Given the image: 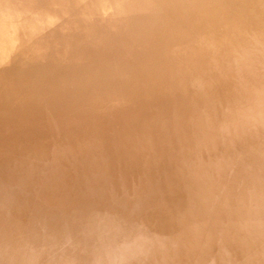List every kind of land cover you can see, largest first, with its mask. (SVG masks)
Instances as JSON below:
<instances>
[{
  "label": "rangeland",
  "instance_id": "obj_1",
  "mask_svg": "<svg viewBox=\"0 0 264 264\" xmlns=\"http://www.w3.org/2000/svg\"><path fill=\"white\" fill-rule=\"evenodd\" d=\"M197 1L144 0L148 9H154L138 20H140L139 23L147 27L145 31L149 32L150 27H152L155 28V33L153 34L151 29L150 36L144 38L143 42L141 38L138 39V31L132 27L131 21L133 22L135 18L131 19V16L129 17L122 6V10L116 13L114 17L105 16L104 31L95 38L104 42V44L100 43L101 45L109 49V47L119 44L121 39H125L131 42L136 49V43L150 48L153 46L157 56L153 58L152 62L136 63L137 65L128 64L127 66L119 65L112 62L115 59H109L108 54H103L107 52L106 47H103L104 52L99 50L94 56L95 64L98 62L97 66L100 67L83 75L81 73L83 69L68 61L66 47H62L69 41L70 35H68V40L64 39L62 35H58V37H55L57 43L52 44L49 42L44 46L35 45L32 40L26 50H19L18 53L13 52L14 54H8L2 59L9 58L0 60V264H14L13 262L16 261V263L22 264L21 260L24 262L26 259L27 261L23 264L26 262H28L27 264L31 262L32 264L34 262L35 264H65L68 260L72 264H189L186 262L187 254L182 252L184 249L179 244H173L172 238H177L178 233L184 234L193 228L195 223L187 222V224L184 222L186 220H179L181 224H175L179 221L172 220V217L167 216L165 213H163V218L159 220L155 216L159 213L156 210L148 212L152 215L150 218L155 219L157 222L153 223L151 221L148 223L149 220H139L137 214L131 212L127 204H123L122 207L118 204L113 209V206L109 203V198L115 196L116 192L118 196L120 191L115 192L114 187H112V189L114 188L113 191L108 187L105 189L102 184H100L101 187L97 185L101 189L100 193V189L96 186H93L95 190L92 193L90 192V196L99 193L98 197L101 199L95 198H98L97 200L100 203L94 198L91 199L92 197L85 202L83 197L80 201L75 198L72 199V197L69 199L64 187L60 185L65 179L63 173L60 172L65 169L63 166H66V163L60 165L62 162L57 161V157L65 156V150L68 149H73L72 154L69 155L71 158L75 156L74 159H77L79 155H73V153L85 152L90 154L89 145H86V142L73 141L63 135L69 134V130L72 129L87 130V128L95 125L94 123H102L101 119L106 117L116 115L118 121L122 124L121 126H125V128H139L142 131L146 129L147 132H164L166 128L161 126L163 124L161 121H165L161 117L162 114L158 112L164 110L166 112L168 107L165 102L161 101L162 103H158L159 106L156 109L153 104L152 109L143 111V106L139 104L142 101L141 97L137 96L146 91L144 88L147 89V86L139 82L137 76L140 79L145 76L143 73L147 71L150 76H157L162 73L165 77L167 76L166 79L168 80L170 76L176 74L175 72L178 69V64L176 65L173 61L179 62V58L187 57V55L188 58L204 60L205 64L200 68L184 66L181 72L183 73L181 80L185 79L183 83L186 86L183 85L180 88L185 91V96L190 99L191 105L188 102L185 103L186 101L182 99H179V105L183 103V107L188 106L192 114H199L200 116L206 113L210 115L207 117L214 126L213 130L215 132L213 135L215 136L211 137L212 135L209 133V137H197L194 142L184 147V153L181 155L182 160H185V156H187L198 161L205 159L210 162L208 161L209 165L205 167L200 166L195 160L194 163L186 160L184 169L187 172L183 174L182 178L179 177L180 183L173 187L175 201L183 206H187L190 202L194 204V207H196L195 218L200 223L196 225L195 230L199 232L201 236L199 238L203 240L205 236L202 233L205 232V229L207 230L212 221L223 217L226 219L225 213L227 212L224 211L226 207L227 210H230L232 207L242 206L251 211L256 219L259 218L258 221L264 224V0L217 1L216 4L220 8L224 6L235 8L241 21L245 24V28L238 29L231 35L232 48L229 49V46L223 45V47H220L219 52L208 51L205 48L208 44H202L201 46L198 43L200 46H197L193 42L190 44L188 41L177 40L180 29L186 28L191 33L198 25ZM204 1L205 5H210L212 2L211 0ZM50 3L52 4L47 3V6H44V4L41 6L42 8L49 7V5L54 6L50 13H55L53 18L56 19L61 15L65 16L64 14L71 15V12H69L71 5L78 8L80 5L77 1L63 3L62 1L53 0ZM92 5L93 2L91 4L87 3L86 6L91 7L90 10H93ZM56 7L57 9H55ZM123 15L128 16L130 20L127 21L122 17ZM97 16H94V18ZM50 21L49 23H52L53 19L51 18ZM97 23L101 26V22L98 21ZM60 28V24L52 23V30L58 31L57 29ZM135 36L137 39L134 41ZM197 40L199 42V39ZM211 47L216 46L212 45ZM191 51L196 53L194 57L191 56L192 53L184 56ZM165 62L167 63L164 64ZM173 66L175 67L173 68ZM63 67H69V69L66 70ZM166 68L169 71L172 70L171 72L174 71V73L166 71ZM129 69H137L138 75H135V72L132 73L135 76L131 75ZM190 75L195 76V78L191 79ZM153 78L149 77L150 80H153ZM112 81L115 84L111 83ZM168 81L173 82L172 79ZM99 87L102 88L103 94L100 93L101 95H97V88ZM91 93H93L92 97ZM74 99H79V104L70 102ZM157 110L158 112H156ZM143 116L148 117L141 118ZM138 119H142L141 121L144 124H139ZM63 124L64 127H61ZM62 128L63 130L60 131ZM97 130L102 132L105 129L100 126ZM113 130L114 128L111 131ZM129 132L134 133V131ZM136 133L138 132L136 131ZM139 133L142 134L141 131ZM94 134V131H89L85 140L87 139V142L91 141V135ZM96 135L100 136V134ZM174 136L172 134L166 135L167 140L173 139ZM141 137L146 141L145 147L153 146L157 149L160 146V149H162L171 145L168 142L163 145H160L158 141L152 142L147 138V134ZM100 140H103L102 147L104 148L100 149L97 166L101 169L104 168L105 173L109 170L115 173L122 168L121 172L123 168L128 170L129 167L132 168V172H137L141 169V166H144L141 165L144 163L140 161L124 166V161L118 159V153L125 151V146H118V142L113 138L108 139V136L106 138L100 136ZM114 144L117 145L114 147L112 146ZM199 145L202 149L198 147ZM96 147V144H94L92 148L95 149ZM135 150L137 148L133 151L134 156L142 154L143 149H138L136 152ZM82 159L84 158L82 157ZM156 161L158 163H150V165L153 166V175L157 174L154 178L158 177L155 182L159 181V184L155 183L159 187H155L158 188V191H161L160 185L164 186V181L160 179L162 173L154 170V167L158 166V170L164 172L162 178L167 182L166 172L169 166L176 165L177 159L174 156L173 159L160 158ZM91 165L94 166V163ZM82 171H84L83 176L93 174L90 166ZM177 174L178 170L175 174V180L173 179L174 182L178 179ZM22 178L30 179V182H24ZM109 179L108 177L107 180L109 181ZM49 182H52V188ZM25 183L27 186H31L30 190L35 189L37 193L40 191V186L43 188L44 192L41 193H44V196L48 199L46 201L48 206L45 207L47 211L41 209L46 212L44 213L48 219L46 223L40 217L41 210L31 202L29 203L25 199V195L22 194L21 189H23ZM13 186L17 189V192L12 188ZM78 187L80 186L78 185ZM68 188L71 189L72 186ZM61 189L64 194L66 193L65 200L71 201V205H64L62 200L64 198L61 197L64 194ZM94 192L96 193L93 194ZM102 192L109 193L103 196L106 201L102 197ZM113 192L115 193L113 194ZM145 192L148 193V190ZM74 193L72 194L74 195ZM73 200L75 203H79L78 206L72 204L74 203ZM232 200L238 206L231 204ZM49 202L52 207L49 206ZM55 205L59 208H54ZM80 206L88 209L87 212L81 209ZM49 209L55 211V213H52ZM229 210L228 223L235 216L232 209L231 213ZM204 213H207L208 216ZM108 215L111 216L113 222L115 220L116 222L111 224ZM64 218L67 221L61 224L60 222ZM47 222L50 224H47ZM66 226L71 231L76 229L77 233L74 234V237H71L72 243L62 244L59 231ZM123 227H126L125 229L127 227L128 229L137 228V234L132 239L129 236L131 239L129 241L122 234L124 232ZM44 231L48 232L44 234ZM106 232L104 243L109 250L102 253L104 257L102 260L101 256H97L96 253L91 255L88 252L89 250L85 248L74 249L73 252L68 250V248L74 247L73 244L78 245L77 241L85 237L86 233L90 236L95 234V237H97V234H105ZM244 233L241 232L238 235L235 233L236 237H232L234 236L233 232L226 231L221 234V237L212 232L210 237L213 241L220 240L218 237L221 239L228 238L233 241V247L241 238L240 236H242V241L247 242L246 245L249 248L247 249L245 245V250H242L243 254L240 249L235 250L239 256L247 254L244 260L235 261L231 258L233 254H230L227 258L229 264H253L255 261H258L257 264H264V236L261 237L262 239L259 236L252 238L251 232L244 231ZM248 234L251 235L249 238L247 237ZM40 236L43 239L40 240ZM238 236L239 238H237ZM87 239L88 236L84 240L82 239L81 242L83 243L81 244H87L91 239L92 242H96V239L93 240L94 238L90 237L88 241ZM251 241H258L259 243L253 244ZM98 242L100 245V240ZM122 242L124 245H127L128 242L131 249L118 248L123 244ZM222 243L221 245L226 246L223 241ZM218 244L214 243V246H218ZM104 247L103 245L101 250ZM220 248L222 249V247L216 249L220 250ZM207 250L204 257L203 255L197 257L198 263L203 262L202 259H204L207 264L210 260H214L211 264H225L224 261L212 259L210 256L214 252H210L213 250ZM246 250L250 251L247 252ZM111 253H113L112 257L109 255ZM74 255L80 257V260L73 262L74 259L70 257ZM81 255H84V259L81 258ZM108 255L110 259L112 258L109 261L107 259ZM238 255L235 256L239 257ZM7 256L8 258H6ZM85 256H89V259ZM8 260L12 263H9Z\"/></svg>",
  "mask_w": 264,
  "mask_h": 264
},
{
  "label": "bare ground",
  "instance_id": "obj_2",
  "mask_svg": "<svg viewBox=\"0 0 264 264\" xmlns=\"http://www.w3.org/2000/svg\"><path fill=\"white\" fill-rule=\"evenodd\" d=\"M52 1L53 0H0V60H5V59L9 58V57H7L5 59H2L5 56H7L8 54L9 55L11 53L14 54L13 52L18 53L19 50H23V51L26 50L27 48H29L28 44L32 40H33V43L35 45L39 44V45L44 46V44L49 43V42L52 44L57 43L58 41L55 40L56 39L55 37L56 36L58 37V35L59 36L62 35L64 37V39H67L68 35H70L69 41H67V43L65 45H63L62 47H66V51H67L66 55L69 57L68 61L77 64L78 68L83 69L81 71V73H83V75H86V73L88 71H92L94 69L96 70L100 67V66L99 67L97 66L98 62H96V64H95V62H94L95 57L94 56L96 55V53L99 50L103 51V49H104L103 47H106V46L101 45V44H104V42L102 40L98 41L95 38L97 37V35L103 33V31H104L105 27H103V25L105 23V16H107V17L113 16L114 17L116 13H118L122 10L121 9L122 7H123V10H125L126 13H128L129 17L131 16V19L135 18V20H133V22L131 21V23H132L133 29L138 31V33H137V34H139L138 39L141 38V41L143 42V40H145L144 38H147V36H150V33H151L150 30L151 29L153 30V34L155 33V30H154L155 28L150 27L149 32H147V31H145L147 29V27L145 25L139 23L140 20H138V19H140L142 16L148 14L150 12V10L152 11L154 9V8L148 9L147 5L144 3V0H90V1H87V0H54V1H62L63 3L71 2V1H77L78 4H80L79 8L75 5H71L69 8V12H71V15L64 14L65 16L61 15V17H58V19L53 18V17H55V13L54 14L50 13L51 12L50 10H52V8L54 9V6L49 5V7H43L42 8L43 4H44V6H47V3L52 4V3H50ZM211 1L212 2L210 5H205L204 0H198L196 2V10H198V14H199L198 25L196 26V28H194L193 31H191V33H189V31L186 28L180 29V31L178 32V35H177V40L182 41V42L188 41V43H190V44H191V42H193V43H195L194 45H197V46H200V45L202 46V44H208V45H206L205 48H207L208 51H212V52H214V51L219 52L220 47H223V45H227V46H229V49H231L232 48V44H231V40H230L231 35L233 34L234 31H236L238 29L245 28L244 27L245 24L241 21V19H240L235 8H233L232 6H224V7L220 8L216 4L220 0H216V1L211 0ZM92 2H93V5H92L93 10L92 9L90 10L91 7H88L86 5H87V3L91 4ZM206 2H207V4H209L208 1H206ZM74 7H76L77 9H75ZM155 7H156V5H155ZM49 8H51V9H49ZM55 9H57V7ZM105 11H106V13H105ZM38 12H40V13L38 14ZM96 15H98V16L96 18H94V16H96ZM64 17H66V18H64ZM122 17H124L127 21L130 20L128 18V16L123 15ZM51 18L53 19L52 23L57 24V25L60 24L61 28L57 29L58 31H54L51 29L52 23H49ZM98 21L101 22L100 23L101 26H99V24L97 23ZM67 29H69V30H67ZM205 38L207 39V41ZM136 39H137V37L135 36L134 41ZM197 39H199V42ZM196 40H197V44H196ZM136 44H137V49L132 45L131 42H129L125 39L124 40L121 39V42L119 44H117L116 46H114V47L111 46L112 48L109 47V49L106 47L107 52L103 51L104 52L103 54L104 55L108 54L109 59H111V60L115 59L112 62H115L116 64H119V65L123 64L124 66H127L128 64L137 65V64L147 63L149 61L152 62L153 58L155 56H157L156 55L157 53L155 52L156 50L154 49L153 46H151V48H150L149 46H144V45L140 46L138 43H136ZM212 45H215L216 47H211ZM100 46H102V47H100ZM139 48H141L142 50ZM149 48H150V50H149ZM135 49H136V51H135ZM188 53H192L191 56H193V57H194V54H196L195 52L191 51V52H187L184 56H186ZM150 54H153V55H150ZM159 55H160V53H159ZM11 57H13V56H11ZM173 62H175L176 65L178 64V69L175 72L176 74H173L172 76L169 77L170 79H172L173 82L168 81L170 79L167 80L166 79L167 76L165 77L162 73H160L161 75L158 74L157 76H150L148 74V72L146 71L145 73H143L146 77L142 76L139 79L137 76V80L147 86V89L144 88L146 91L142 92L140 95L137 96V97H139V96L141 97L140 99L142 101L139 104H141V106H143L142 107L143 111L147 110V109H149V110L152 109L153 104L155 106L154 108L156 109L157 106H159L158 103H162L161 101L166 103V106L168 107L166 112H165V110L163 112H158V110L156 111V112L162 114L161 117L163 118V120L165 122L161 121V123H163L161 126L165 127L166 130H164V132H161V131L160 132H157V131L156 132H147L146 129L142 131V130H139V128H135V129L125 128V126H121L122 124L120 123V121H118L116 115L101 119L103 121L102 123H94L95 125H92V127L87 128L88 131L87 130L82 131L83 129L69 130V132H68L69 134H66L63 136L64 137L67 136L68 138H71L73 141L86 142V145H89L90 154L85 153V152L73 153V155L78 154L80 157V158L78 157L77 159H74L75 156L73 158H71L69 155V154H72L73 149H68V150H65L66 154L68 153L67 156L65 154V156L57 157L58 158L57 161L62 162L60 165H62L63 163L64 164L66 163V166L63 164L64 165L63 167H65L66 170L62 169V172H60V173H63V177L67 180L64 181L65 180L64 179L63 180L64 182L62 181L61 184L60 183L59 184L64 187V190L68 194L69 199H71V197H72V199L75 198V199H78V201H80L81 198L83 197V198H85L84 202L87 201V199L91 198V197H92L91 199L94 198V200L95 199L97 200L98 198L101 199L100 197H98V194L101 192V189L97 185L102 184L105 186V189H107V187H108V189L110 188V190H112V191L115 188L114 191L115 192L120 191L119 192L120 194H118V196H117V192H116L115 196H111L110 198L108 197L110 200L109 203L111 206H113V209H114V206H116L118 204L121 207L123 206V204H127L130 207L131 212H135L137 214V216H138L137 218H139V220L140 219L143 221L149 220L148 223L151 221H153V223L157 222L155 219L150 218L152 215L148 212V211L153 212L154 210H156V212L160 213V214L157 213L155 215V216H157L156 218H158L159 220L161 218H163L162 217L164 215L163 213H165V214H167V216L172 217V220H176V221L186 220V221H184L186 223L187 222H190L192 224L195 223V224H193V228L189 229L184 234H179L177 232V230H175L176 233H178V237L172 238V241H174L173 244H177V245L179 244L181 246V248L184 249V251H182V252L184 254H187L188 257H187L186 262L189 264H207V262H205L204 259H202L203 262H201V263L197 262V257H200L202 255L204 257V255L206 254V251H208L207 249L213 250L210 252V253L214 252V254L210 256L212 259H216L217 261H224L225 264H229L227 258H229L230 254H233L231 256V258H233L235 261L236 260L239 261L241 259L244 260V257L247 255L245 253L247 250L244 252V255L246 254L245 256H242V254H243V251L245 250V248L247 246L246 245L247 242L245 243L244 241H242V236H240L241 238H239V236L237 237L239 239L237 241V244L234 247H233V241L229 240L228 238H224V239L222 238L221 239L220 237H218L221 241L220 240H214L213 241V239H211L212 237H210V236H212V232L217 236H221V234L223 232L229 231V232H233L234 236H232V237H236L235 233H237V235H238V234H241V232L244 233V231L245 232L247 231V232L252 233V238H257V236H259L260 238L263 237L264 236V224L260 223L258 221L259 218L256 219L255 215L251 211H248L247 209L243 208L242 206H239L238 208L232 207V208H230V210L228 209L230 213H231V209H232V213L235 215V216H233V219L231 220V222L228 223L227 218L229 215H228V210L226 207L224 209V211L227 212V213H225L226 219L224 217L221 219H218V220L215 219L214 221H212L213 220L212 219L211 220L212 223H210L209 226L207 225L208 226L207 230L205 229V232L202 233V235L204 234V236H205V239L203 240V239H200L201 236H200L199 232H196V230H195L196 225H199L200 223L195 218L196 207H194V204L192 202H190L187 206H183L181 203L175 201V198H174L175 193L173 191V187H175L177 184L180 183L179 177L182 178L183 174H185L187 172L186 169H184V165L186 164V160H187V162L191 161L193 163L195 160V159H193V157H187V156H185V160H182L183 157H181V155L184 153V147L187 144L194 142L197 139V137H201V138L207 137V136L209 137L210 134L212 135L211 137H214L215 135H213V134L215 131L213 130L214 126L211 124V120L208 119V117H207L210 115H208L206 113L201 114L202 116L201 115L199 116V114H192V111L189 109L188 106L183 107V105H184L183 103H182L183 105L182 104L179 105V102H180L179 99H182V100L186 101L185 103L188 102L191 105L190 99L185 96L186 95L185 91L183 90V88H180L184 85L183 80H185L183 78H182L183 80H181V77L183 76L182 75L183 73H181V72L183 71L184 66L185 67L195 66V67L200 68L205 64L204 60H199L196 58H188V55H187V57L179 58V62H181V63L176 62V60ZM154 63H155V61H154ZM166 63L167 62H165L164 64H166ZM155 64H157V63H155ZM119 67H122V66H119ZM169 67H170V65H169ZM174 67L175 66H173V68ZM63 68L66 70L69 69V67L68 68L63 67ZM70 68L73 69L72 67H70ZM166 71H169V69L166 68ZM166 71H164V73H166ZM171 71L172 70H170L169 72H171ZM129 72L131 75H134V74H132L134 72H135V75H138L137 69L136 70L129 69ZM171 73H174V71ZM193 75H195V74H193ZM149 77H154V78H153V80H150ZM190 78L194 79L195 76H191ZM111 83L115 84V82H113V81ZM87 86L93 87L96 85H93V86L87 85ZM184 86H186V85H184ZM100 93L103 94L101 87L97 88V95H101ZM83 94H84V91H83ZM92 95H93V93H91V97H92ZM78 100L79 99H74V101H70V102H74L77 104ZM85 103H86V101H85ZM160 106H161V104H160ZM145 114H147V113H145ZM153 116H154V118H156L155 115H153ZM147 117L148 116H143L141 118H147ZM141 120L142 119H138V123L144 124V123H142ZM100 126H103V128L105 130L104 131L102 130V132L97 130V129H99ZM61 127H64V124ZM113 128L115 131L114 130L111 131ZM189 128H191V129L188 130ZM142 129H144V128H142ZM62 130H63V128L60 131H62ZM66 130H68V129H66ZM107 130H109V131H107ZM89 131H92V132L94 131L95 134L93 136L91 135V141L87 142L86 141L87 139L85 140V137ZM129 131H134V133H131ZM136 131L138 133H136ZM139 131H141L142 134L139 133ZM111 133H113V134H111ZM96 134H100V136L103 138H106L107 136H108V139L113 138L116 142H118V146H121V147L125 146V151L118 153L119 154L118 159L124 161V166L129 164V163L134 164L135 161L143 162L144 164H141V163L140 164L144 165V166H141L140 167L141 169L139 168L140 170L137 172H134V171L132 172V168L129 167L130 169H128V170L123 168V171H121V172H120V170H122V168H120V170L116 171L115 173H113L110 170L108 171L109 173L108 172L105 173L103 171L104 168L101 169L99 166H97V161L99 158L98 156H99L100 149L104 148V147H102L103 146V140H100V136H98ZM146 134H147V138L150 139L152 142L158 141L160 145L166 144V142H168L169 144L171 143V145L167 146V148L165 147L162 149H160V146L157 149H155L153 146L145 147L146 141L143 140L144 138H142L141 136L146 135ZM170 134H172L173 136L175 135V136L173 139L167 140L166 135L169 136ZM157 135H159V136H157ZM89 137H90V135H89ZM207 139H210V138H207ZM81 140H85V141H81ZM72 143H74V142H72ZM94 144H96V146H97L95 149L92 148L94 146ZM115 145H117V144H114L112 146L115 147ZM198 147L201 148L200 145ZM110 148H112V147H110ZM135 148H137V150L143 149L142 154L140 156H134L133 151ZM213 149L215 150L216 148H213ZM137 150H135V152ZM174 156H176L177 162H176L175 166H169V168L166 172V175L168 176L167 182L165 181V179L162 178V176H164V172L159 171L158 166L154 167L155 168L154 170L158 171L159 173H162L160 179H162V181H164V186L162 187V185H160L161 191H158L157 190L158 188L156 189V187L158 185L155 184V183L159 184V181L155 182V180L158 179V177L154 178V176H156L157 174L153 175V173H154V171L152 170L153 166H151L150 163L156 164V163H158L156 161V159H160V158L173 159ZM82 157L84 159H82ZM195 161L200 166H205V167H207L209 165V162H210L209 160H205V159L204 160L201 159L200 161H198V160H195ZM93 163H94V166L91 165ZM89 166L91 167L93 174L91 176H83L82 174H84V171H82V170L84 168H89ZM177 170H178V174H177L178 179L176 180V182H174L175 174H176ZM96 172H98V173L96 174ZM159 173H158V175H159ZM107 174H109V175H107ZM108 177L110 178L109 181L107 180ZM61 179H63V178H61ZM19 180H21V179H19ZM22 181L30 182V179L22 178ZM50 181H52V180H50ZM67 181H68V183H67ZM93 181H94V183H92ZM49 183H50V186L52 188V185H51L52 182H49ZM117 184H119V185L117 186ZM78 185L80 187H78ZM71 186H72V188L69 189L68 187H71ZM93 186H96L97 188H99L100 191H99V193L97 192V195L90 196V192L92 193V191L95 190L93 188ZM100 187H101V185H100ZM112 187H114V188L112 189ZM12 188L15 191L17 190L14 186ZM30 188H31V186H29V185L27 186V184L25 183V186L23 187V189H21L22 194L25 195L24 196L25 199L29 203L31 202L32 204H34V206H37L39 208V210H41V209L46 210L45 207L48 206L46 201L48 199H47V197L44 196V193H41V192H44L43 188L40 186V191L38 193L35 191V189L30 190ZM105 189H102V190H105ZM67 190L69 193L67 192ZM147 190H148V193L145 192ZM129 191H130V193L128 194ZM59 192H60V190H59ZM61 192L63 193L62 189H61ZM73 192H75L74 195L72 194ZM115 192H113V194ZM18 193H20V191H18ZM95 193L96 192H94L93 194H95ZM65 194L62 196L59 194L62 198H64V199H62L64 202V205H68V204L71 205V201L65 200V197H66ZM102 194H103L102 195V197H103V196H105L104 194H106V193L102 192ZM107 194H109V193H107ZM54 196H55V194H54ZM55 197L57 198V196H55ZM95 197H98V198H95ZM19 198H21V197H19ZM94 200H93V202H94ZM105 201H106V199H105ZM49 204H50V202H49ZM72 204H77V206H78L79 203L78 202L75 203V201H74V203H72ZM231 204L238 206V204L234 200L231 201ZM49 206L52 207L51 204ZM53 207L59 208V206L56 207V205ZM60 207H63V206H60ZM84 207H87V206H84ZM84 207L81 208V206H80L81 209H84ZM228 207H230V206H228ZM45 210H41V215H40V217L44 219V221H45L44 223H46V220H48L46 215L44 214V213H46V212H44ZM49 210L51 211V209H49ZM86 210H88V209H84V211H86ZM188 210H190V211H188ZM56 211H58V210H56ZM65 211H68V210H65ZM51 212L55 213V211H51ZM61 212H63V211H61ZM204 214L206 216H208L207 213H204ZM222 214L225 216V214L223 212H222ZM49 216H50V214H49ZM108 217L111 220V224L116 222V220L114 222L112 221L110 215H108ZM66 221L67 220L64 218L63 221H61L60 223L63 224ZM47 224H50V223L47 222ZM175 224H181V223L179 221ZM62 226H64V225H62ZM107 226H109V225H107ZM121 228H122V226H121ZM125 228L123 227L124 232L123 233L121 232V233L123 234V236H126L125 238H127V240L130 241L132 238L135 237V234H137V228H133L134 230L128 229V227H127V229H125ZM75 230L71 231V229L67 228V226L61 228V230L59 231L61 243L63 244V243L73 241L71 237L72 236L74 237V234L77 233ZM47 232L44 231V234ZM54 234H56V233H54ZM86 234H85V237H82V238H80L81 240L77 241L78 245L73 244V246L75 248L71 247L70 249L68 248V250L72 251V250L78 249V248L79 249L85 248V249L89 250L88 252L91 255H95V253H96L97 256L102 257L101 260L104 259V257L102 256V253L109 250L104 243V241H105L104 236L107 235V232L105 234L104 233L97 234L98 235L97 237H95V234H93L92 236H90V234H87L88 239H90V237L94 238L93 240L96 239V242L95 241H94L95 243L92 242V239H91V241L89 243L81 244V243H83V242H81L82 239L84 240L87 237ZM119 234H120V232H119ZM138 234H140V233L138 232ZM244 234L246 235L247 233H244ZM250 234H248V236H247L248 238L251 236ZM129 236L131 237V239L129 238ZM243 237H245V236H243ZM41 238L42 237L40 236V240H41ZM101 238H104V239H101ZM88 239H87V241H88ZM98 239L100 240V245H99ZM206 239H211V240L205 241ZM222 241L226 244V246L221 245V244H223ZM255 241H256V239H255ZM255 241H251V242L253 244L259 243L258 241L257 242H255ZM214 243H219V244H218V246H214ZM103 245L105 247L102 248L103 250H101V247H103ZM123 247L131 249V245L128 246V242H127V245H124V243H123L121 246H118V248H123ZM218 247H222V249L221 248H220V250L216 249ZM248 248L249 247L247 246V249ZM237 249H240L241 251L243 250L241 252L242 254L239 252V254H241V256H239L236 253L237 251H235V250H237ZM68 250H65V251H68ZM232 250H233V252H232ZM129 251H131V250H129ZM219 251H221V252H219ZM249 251H247V252H249ZM135 252H133V253H135ZM112 254L113 253H111L109 255L111 256ZM109 255L107 258L108 261L112 259V258L111 259L109 258L110 257ZM181 255H182V253H181ZM235 255H238L239 257H237ZM131 256H133V255H131ZM85 257L88 258L89 256H85ZM6 258H8V256ZM11 258L13 259L14 257L12 256ZM70 258L74 259L73 262L75 260H80L79 259L80 257H77L76 255H74L73 257H70ZM81 258L84 259V255H81ZM194 259H195V261L192 262ZM9 260H8V262L12 263ZM15 260H16V258H15ZM21 261H22L21 263L23 264L25 261H27V259L24 262H23V260H21ZM65 261H66V259H65ZM68 261H66L65 264H72L71 261H69V262ZM213 261L214 260H210L209 264H211V262L213 263ZM16 262H13V263L18 264ZM18 262H19V260H18ZM27 263L28 262H26L25 264H27ZM257 263H258V261L253 262V264H257ZM29 264H32V262ZM34 264H35V262H34Z\"/></svg>",
  "mask_w": 264,
  "mask_h": 264
}]
</instances>
